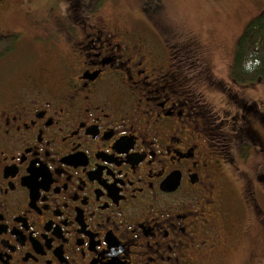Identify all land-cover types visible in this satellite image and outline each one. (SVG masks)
Wrapping results in <instances>:
<instances>
[{
    "label": "flooded vegetation",
    "instance_id": "af4514ba",
    "mask_svg": "<svg viewBox=\"0 0 264 264\" xmlns=\"http://www.w3.org/2000/svg\"><path fill=\"white\" fill-rule=\"evenodd\" d=\"M15 1L0 0V264H225L249 211L264 221V169L229 162L237 140L262 143L253 122L229 129L169 49L80 0L52 42L25 40L47 65L8 74Z\"/></svg>",
    "mask_w": 264,
    "mask_h": 264
},
{
    "label": "rangeland",
    "instance_id": "374dc122",
    "mask_svg": "<svg viewBox=\"0 0 264 264\" xmlns=\"http://www.w3.org/2000/svg\"><path fill=\"white\" fill-rule=\"evenodd\" d=\"M81 1L99 9L103 16L118 19L123 23L120 25H134L140 37L146 38L163 54L169 49L177 70L207 92L215 108H222L225 115L229 114V129L235 125L239 134L245 121L251 120L260 132L262 143L254 146L249 138L237 140L231 150L230 169L233 167L237 176L238 172L252 175L264 169V120L261 117L264 114V78L238 84L230 76L236 43L249 21L264 10V0ZM67 12V0H16L8 7L1 27L18 34L10 58L12 64L6 70L8 74L17 67H30L29 63L47 65L34 55V48L26 45L25 40L37 36L33 40L35 45L52 42L56 29L65 23ZM205 72L214 75L221 85L231 87L245 101L243 106L232 102L219 86L206 83ZM224 124L227 126V122ZM259 199L264 213V187ZM236 209L240 211V204H236ZM248 216L251 218L243 232L236 233L227 247L225 264H264V221L261 223L253 218L250 211Z\"/></svg>",
    "mask_w": 264,
    "mask_h": 264
},
{
    "label": "trees",
    "instance_id": "16d2710c",
    "mask_svg": "<svg viewBox=\"0 0 264 264\" xmlns=\"http://www.w3.org/2000/svg\"><path fill=\"white\" fill-rule=\"evenodd\" d=\"M230 75L238 84H250L264 78V10L249 21L239 37Z\"/></svg>",
    "mask_w": 264,
    "mask_h": 264
}]
</instances>
